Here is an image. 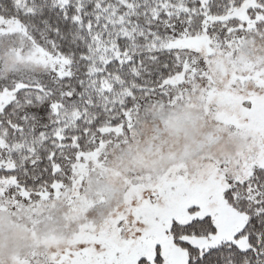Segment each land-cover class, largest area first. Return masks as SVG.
I'll return each mask as SVG.
<instances>
[{
	"label": "snow or ice",
	"instance_id": "1",
	"mask_svg": "<svg viewBox=\"0 0 264 264\" xmlns=\"http://www.w3.org/2000/svg\"><path fill=\"white\" fill-rule=\"evenodd\" d=\"M0 264H264V0H0Z\"/></svg>",
	"mask_w": 264,
	"mask_h": 264
}]
</instances>
